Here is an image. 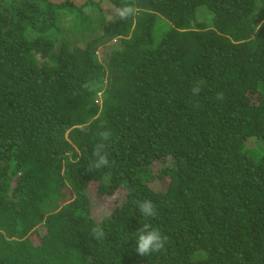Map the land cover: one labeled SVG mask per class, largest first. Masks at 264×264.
<instances>
[{
    "label": "trees",
    "instance_id": "16d2710c",
    "mask_svg": "<svg viewBox=\"0 0 264 264\" xmlns=\"http://www.w3.org/2000/svg\"><path fill=\"white\" fill-rule=\"evenodd\" d=\"M99 2L0 0V264H264V0Z\"/></svg>",
    "mask_w": 264,
    "mask_h": 264
},
{
    "label": "clouds",
    "instance_id": "9594fccd",
    "mask_svg": "<svg viewBox=\"0 0 264 264\" xmlns=\"http://www.w3.org/2000/svg\"><path fill=\"white\" fill-rule=\"evenodd\" d=\"M136 14L135 8L130 5H123L115 9V16L120 21H126L128 18L134 16ZM115 20H110L107 22H111ZM206 82L203 79L196 80L193 82L191 87V94L193 97H198L202 88L205 86ZM82 87L89 92H93L96 90V82L95 81H86ZM216 99L223 101L224 94L223 92L216 93ZM198 101L196 105L198 106ZM99 142L94 145L92 150V156L94 160L89 161L87 166L88 170L92 171V169H101L105 167H110L111 163L108 155V144L112 139L113 133L111 130H103L98 133ZM139 213L147 218H156L158 212L154 203L149 199H144L143 201H135ZM136 238H135V251L141 256L147 257L152 253H159L161 250L165 249V245L168 243V236L161 233L160 229L154 227L151 223H144L140 228L136 230ZM92 237L101 241L105 238V231L103 227L99 224L91 228Z\"/></svg>",
    "mask_w": 264,
    "mask_h": 264
},
{
    "label": "rangeland",
    "instance_id": "374dc122",
    "mask_svg": "<svg viewBox=\"0 0 264 264\" xmlns=\"http://www.w3.org/2000/svg\"><path fill=\"white\" fill-rule=\"evenodd\" d=\"M94 1H98V0H94ZM80 2L84 3V7H86L87 9H90V7H89L90 0H88V1L80 0ZM99 6L101 7L102 10H105L107 19H112L113 18V14L115 13V9H117L116 7H114L113 5L111 6L109 4V2H107V0L106 1L100 0ZM107 46L108 45H106L104 47H100L99 50H98V53L102 54L105 51H108V47ZM150 184H151V186L153 188H162L161 180L153 179V180H151ZM88 190L92 194L91 195L92 196V201H93L92 206H94L93 207V212H95V213L97 212V214H98L101 211H104V206L102 204V201H100V199L95 195L93 186H90Z\"/></svg>",
    "mask_w": 264,
    "mask_h": 264
}]
</instances>
